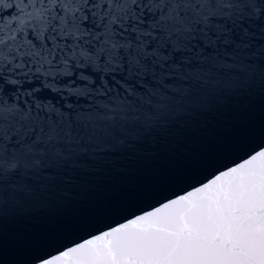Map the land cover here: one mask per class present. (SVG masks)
I'll return each instance as SVG.
<instances>
[{
    "label": "snow or ice",
    "instance_id": "6c2138e0",
    "mask_svg": "<svg viewBox=\"0 0 264 264\" xmlns=\"http://www.w3.org/2000/svg\"><path fill=\"white\" fill-rule=\"evenodd\" d=\"M219 118L251 122L239 159L15 264H264V0H0V233L100 159Z\"/></svg>",
    "mask_w": 264,
    "mask_h": 264
},
{
    "label": "water",
    "instance_id": "95a60500",
    "mask_svg": "<svg viewBox=\"0 0 264 264\" xmlns=\"http://www.w3.org/2000/svg\"><path fill=\"white\" fill-rule=\"evenodd\" d=\"M245 123L251 125L207 119L100 159L78 177L62 206L9 221L0 233V252L8 264L37 245L55 254L184 191L244 154L247 127L238 125Z\"/></svg>",
    "mask_w": 264,
    "mask_h": 264
}]
</instances>
